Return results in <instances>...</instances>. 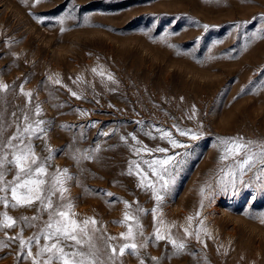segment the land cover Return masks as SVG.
Returning <instances> with one entry per match:
<instances>
[{"label":"rangeland","instance_id":"374dc122","mask_svg":"<svg viewBox=\"0 0 264 264\" xmlns=\"http://www.w3.org/2000/svg\"><path fill=\"white\" fill-rule=\"evenodd\" d=\"M65 14L69 18L61 25L58 18ZM262 14L264 0H41L38 5L34 0H0V81L9 85L7 93L0 92V126L6 125L0 135L14 132L16 122L23 125L25 114L46 121V136L33 139L37 154L45 157L46 148L56 150L49 172L67 168L75 177L66 195L77 217H95L105 236L119 238L126 231L115 223L123 219L122 201L145 209L147 214L138 215L145 236L153 235L156 202L150 190L138 186L135 172L128 175V167L129 161H140L146 168L143 160L163 155L137 156L130 137L127 144L120 137L135 134L150 149L170 148L157 129L170 131L191 147L171 149L189 155L161 205L162 218L176 223L172 231L178 238L188 216L194 217L193 229L202 219L210 234L201 236L207 247L189 239L188 252L173 256L171 246L160 241L141 249L139 259L131 254L119 259L123 264H139L140 259L153 264V256L164 258L163 264H264V223L259 218L264 195L255 186L237 197L221 193L219 168L228 161H220L222 146H214L219 145L217 137L264 139V90H257L264 82V40L249 42L261 27ZM203 25L209 26L207 31ZM97 66L112 73L116 83H101L91 72ZM55 75L67 87L49 80ZM77 76L83 80L74 83ZM22 85L32 92L31 103L21 93ZM36 105L42 108L40 117L34 116ZM173 125L199 131L201 138L179 136ZM96 144L101 147L96 159L77 164L76 149ZM205 185L210 187L201 210L199 189ZM7 211L17 219L37 214L35 206ZM7 231L15 236L20 228ZM35 231L25 227L24 238ZM0 241L7 243L0 247V264H31L20 256L18 241H7L4 230Z\"/></svg>","mask_w":264,"mask_h":264},{"label":"snow or ice","instance_id":"6c2138e0","mask_svg":"<svg viewBox=\"0 0 264 264\" xmlns=\"http://www.w3.org/2000/svg\"><path fill=\"white\" fill-rule=\"evenodd\" d=\"M41 3V0H34V5ZM70 14H65L58 18V22L63 25L65 19ZM40 23L43 18L37 17ZM85 23L88 17L85 18ZM257 17H253L256 20ZM261 27L257 28L251 34L249 42L256 40H264V14L259 18ZM205 31L208 25L202 26ZM240 27L239 24L236 25ZM61 33L66 29L61 27ZM248 43L245 44L247 50ZM91 72L101 78V83L105 79L109 82L116 83L112 73L106 72L102 67L97 66L91 69ZM49 80L53 84L63 85L59 75L49 76ZM83 77L77 76L74 83L82 81ZM9 85L0 81V92L7 93ZM257 90H264V82ZM21 93L27 97L31 103L32 92L25 91L23 85L20 88ZM243 91V89H242ZM71 95L77 99L82 96L78 91L69 89ZM60 107L64 105H59ZM81 116L87 115L83 110L77 109ZM193 116L196 113L195 106L192 109ZM42 108L36 105L34 116L40 117ZM15 117V113H13ZM191 118V117H190ZM23 125L16 122L15 130L9 135H0V205L5 209L0 212V230H4L7 241H18L19 253L25 260L31 259V264H123L119 258L126 254L135 255L138 259L141 255V249L147 248L150 243L159 244L165 241L166 245H170L173 256H179L188 252V240L195 239L197 243H203L207 247L201 236L210 235L201 219L198 221L199 227L192 228L193 216L186 218L187 223L181 225L183 228V237L178 238L172 231L177 228L175 222H166L162 216L161 205L166 197L172 192L177 182V175L180 172L185 157L189 155L187 151L171 152V149H185L191 147L188 143H183L176 139L172 132L163 129H157L160 138L166 140L169 147H157L150 149L138 139L137 135L129 134V136H121L120 139L124 143L130 140L134 143L130 145L132 152L139 156L141 153L158 152L163 154L160 157H154L140 161H129L128 175H135L139 178V187L150 190L152 197L156 202V206L151 210L154 220V231L151 237H146L144 227L140 219L139 213L147 214L145 209L141 208L137 202V206L133 209L132 204L128 201H122L125 210L123 219L116 221L126 228L119 234V238L105 236L101 229L97 226L98 221L95 217H86L83 220L77 217L74 212L75 205L67 193L70 191L69 182L73 181V177L67 168H57L55 172H49L48 161L53 159V153L56 150L46 148L49 155L41 157L35 150L33 139H43L46 136V129L42 127L46 124L43 119H32L28 114L23 116ZM139 124L140 121H137ZM5 126H0L2 130ZM71 128V125L63 126ZM82 128L84 126H81ZM179 136L188 137L189 140H199L202 133L191 129H182L173 125ZM202 127V125H200ZM43 134V135H41ZM107 136V132L101 133ZM83 135V133H81ZM152 136V132L146 133ZM219 145L222 146V153L219 157L220 161H228L219 168L221 173L220 192L228 194L231 192L233 197L240 195L242 190H247L255 186L262 195H264V139L249 140L243 137H217ZM63 151V150H60ZM79 156H74L77 164L80 160H95V153L101 151L99 144L94 148L79 150ZM12 174V179L7 177ZM248 173L252 176L245 177ZM227 176V180L224 177ZM206 187L199 189L201 196L200 208L204 207V198L206 196ZM104 195L111 197L112 193L107 192ZM216 193H212L215 198ZM255 195H251L250 199L255 201ZM211 202V201H210ZM36 207L37 214L34 216H21L19 219L9 215L7 209H17L20 207ZM47 219H43L44 215ZM247 214V213H246ZM200 212L195 213V217H199ZM159 217V218H158ZM261 222L264 223V213L260 214ZM19 227L20 231L17 235L12 236L7 230ZM35 228L36 231L28 237L24 238V229ZM120 239L123 242L119 245L111 243L112 240ZM5 241H0V247H6ZM35 249V251H33ZM162 257H151L153 264H163ZM206 260V257H205ZM139 264H145L143 259L139 260Z\"/></svg>","mask_w":264,"mask_h":264}]
</instances>
